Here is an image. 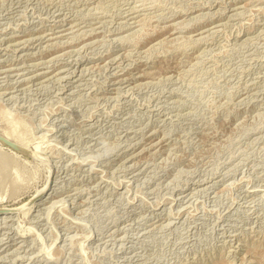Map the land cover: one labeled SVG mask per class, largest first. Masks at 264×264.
<instances>
[{"label":"rangeland","instance_id":"obj_1","mask_svg":"<svg viewBox=\"0 0 264 264\" xmlns=\"http://www.w3.org/2000/svg\"><path fill=\"white\" fill-rule=\"evenodd\" d=\"M0 132V264H264V0H0Z\"/></svg>","mask_w":264,"mask_h":264},{"label":"bare ground","instance_id":"obj_2","mask_svg":"<svg viewBox=\"0 0 264 264\" xmlns=\"http://www.w3.org/2000/svg\"><path fill=\"white\" fill-rule=\"evenodd\" d=\"M20 3V2H19ZM53 5V4H52ZM135 5V4H134ZM101 7V6H100ZM137 8V7H136ZM93 9V8H92ZM38 10V9H37ZM56 10V9H55ZM47 11V10H46ZM59 11H61V10H59ZM92 12V11H91ZM53 14V13H52ZM56 15V14H55ZM128 15H129V13H128ZM24 16V15H23ZM51 16V15H50ZM49 16V17H50ZM68 17V16H67ZM136 17H134V18H132L131 20H133V19H135ZM52 19V18H51ZM62 19V18H61ZM145 19V18H144ZM194 19V18H193ZM63 21V20H62ZM19 24V23H18ZM132 24H137V22H134V23H132ZM72 25V24H71ZM89 25V24H88ZM18 26V25H17ZM64 26V25H63ZM72 28V27H71ZM92 29V28H91ZM96 29V28H95ZM76 31V30H75ZM57 33V32H56ZM65 33V32H64ZM43 36V35H42ZM44 37H46V36H44ZM44 37H37V41H40V40H42V39H44ZM62 37V36H61ZM90 37V36H89ZM92 37V36H91ZM36 38V37H35ZM49 38V37H48ZM55 38V37H54ZM51 39V38H50ZM49 39V40H50ZM28 40V39H27ZM26 40V41H27ZM52 40V39H51ZM81 40V39H80ZM35 42V41H34ZM22 44H23V42H21ZM42 43V42H41ZM17 44H19V43H17ZM16 44V45H17ZM19 46V45H18ZM34 46V45H33ZM8 47V46H7ZM137 48V47H136ZM14 51V50H13ZM49 51V50H48ZM59 57V56H58ZM77 60V59H76ZM107 64V63H106ZM87 68V67H86ZM10 71V70H9ZM150 74V73H149ZM62 78V77H61ZM50 79V78H49ZM57 80V79H56ZM13 133V132H12ZM0 136H2V137H4V138H6L7 140H9V141H11V142H13V143H15V144H17V145H19V146H21L22 148H24L21 144H20V142H19V140H20V138L19 137H16V136H18V135H16L15 134V136L13 135V134H10V133H6V132H0ZM19 138V139H18ZM22 140V139H21ZM23 143V142H22ZM2 144V143H1ZM27 144V143H26ZM28 145V144H27ZM3 146H5V145H3ZM2 146V147H3ZM26 146V145H25ZM28 149H29V147L30 146H26ZM1 148V147H0ZM40 148V147H39ZM38 148V149H39ZM6 149V148H5ZM25 149V148H24ZM10 150V149H9ZM25 150H27V149H25ZM37 150V149H36ZM28 151V150H27ZM35 151V150H34ZM39 151V150H38ZM10 152H12V151H10ZM42 153V152H41ZM15 155V154H14ZM20 155H21V153H20ZM22 155H24V154H22ZM33 155V154H32ZM15 156H17L18 158H21L20 156H18V154H16ZM25 156V155H24ZM34 156H32V158H33ZM37 157V156H36ZM24 158V157H23ZM3 163H1V165H2ZM4 166V165H3ZM50 174V173H49ZM57 176V175H56ZM50 178H51V174L49 175V177H48V182H47V184H46V186L44 187V188H42V189H40V190H38L37 191V193L34 195V197L31 199V201L27 204V206H26V209L24 210V214H25V216H27V214H30L31 213V211H32V209L33 208H35L36 207V205H35V203L37 202V201H39V203H42V202H44V200H45V198H43V196H44V194L47 192V190H48V186H49V183H54V175H53V177H52V180H51V182H50ZM51 186V185H50ZM52 187V186H51ZM43 198V199H42ZM34 205H35V207H34ZM15 212H19V209H16V208H13V207H10V206H3V207H0V219H10L12 216H14L15 214ZM29 216V215H28ZM58 234V233H57ZM26 244V243H25Z\"/></svg>","mask_w":264,"mask_h":264},{"label":"water","instance_id":"obj_3","mask_svg":"<svg viewBox=\"0 0 264 264\" xmlns=\"http://www.w3.org/2000/svg\"><path fill=\"white\" fill-rule=\"evenodd\" d=\"M0 143H2L3 145H5L6 147H8L9 149L24 154L26 156L31 157L32 156V152L31 151H27L24 148H22L21 146L7 140L6 138L0 136Z\"/></svg>","mask_w":264,"mask_h":264}]
</instances>
